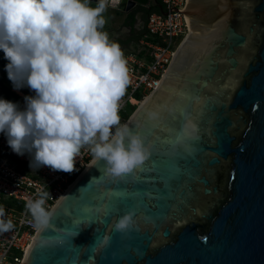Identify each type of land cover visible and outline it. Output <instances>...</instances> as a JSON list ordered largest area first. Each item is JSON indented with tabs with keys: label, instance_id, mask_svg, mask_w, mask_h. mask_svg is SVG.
I'll return each mask as SVG.
<instances>
[{
	"label": "water",
	"instance_id": "water-1",
	"mask_svg": "<svg viewBox=\"0 0 264 264\" xmlns=\"http://www.w3.org/2000/svg\"><path fill=\"white\" fill-rule=\"evenodd\" d=\"M183 14L192 35L124 123L150 159L119 178L92 160L23 264H264V0H187ZM130 210L135 228L115 232Z\"/></svg>",
	"mask_w": 264,
	"mask_h": 264
},
{
	"label": "clouds",
	"instance_id": "clouds-1",
	"mask_svg": "<svg viewBox=\"0 0 264 264\" xmlns=\"http://www.w3.org/2000/svg\"><path fill=\"white\" fill-rule=\"evenodd\" d=\"M109 6L110 0H98L95 7L90 0H0L7 78L14 90L26 86L35 92L24 97V111L0 99V133L17 156H32L30 167L71 174L87 148L93 164L105 163V175L135 177L151 157L150 145L120 122L129 69L121 46L104 31ZM48 195L27 205L39 230L50 226L52 214L44 207ZM101 210L108 215V204ZM5 216L0 206V234L15 227ZM135 216L130 210L114 220L115 232L133 230Z\"/></svg>",
	"mask_w": 264,
	"mask_h": 264
},
{
	"label": "built area",
	"instance_id": "built-area-1",
	"mask_svg": "<svg viewBox=\"0 0 264 264\" xmlns=\"http://www.w3.org/2000/svg\"><path fill=\"white\" fill-rule=\"evenodd\" d=\"M165 13H152L147 17L145 32L135 43V48L123 51L129 69L130 83L120 101V122L124 124L130 115L148 95L157 89L176 51L190 33L183 11L187 0H162ZM13 88V85H12ZM19 98L18 108L26 109L24 97L35 96L28 87L19 91L11 89ZM129 118V117H128ZM32 156L25 153L17 156L8 147L7 138L0 133V206L5 209V219H11L14 229L0 234V264H23L29 248L39 229L27 205L49 193L45 198V209L51 212L74 179L89 165L93 157L87 148L77 157L71 174L48 167L33 165Z\"/></svg>",
	"mask_w": 264,
	"mask_h": 264
},
{
	"label": "rangeland",
	"instance_id": "rangeland-1",
	"mask_svg": "<svg viewBox=\"0 0 264 264\" xmlns=\"http://www.w3.org/2000/svg\"><path fill=\"white\" fill-rule=\"evenodd\" d=\"M111 2L117 3L118 0H110ZM97 3H91V7H95ZM112 8L109 6L108 10L106 11L105 19L107 21L104 31H106L109 35V39L112 42H116V40H125L130 36V29L127 26H124V21L126 18V14L124 12H118L117 5H111ZM135 31L138 32L142 28V21L141 17L138 14L136 16V23H135ZM121 46L122 51H128L135 48V42L129 43L128 45ZM8 61L6 60L5 64H7ZM6 66V65H5ZM2 72H0V99H4L7 101L13 102L16 98L9 94V91H11L12 88V82L8 80L7 73L5 71V67L2 68ZM12 92V91H11ZM9 98L7 99L6 98Z\"/></svg>",
	"mask_w": 264,
	"mask_h": 264
},
{
	"label": "trees",
	"instance_id": "trees-1",
	"mask_svg": "<svg viewBox=\"0 0 264 264\" xmlns=\"http://www.w3.org/2000/svg\"><path fill=\"white\" fill-rule=\"evenodd\" d=\"M132 1L136 3V7L126 14V18L124 21V26H127L130 29V36L125 40H116V43L122 46L128 45L129 43H133V42L136 43L141 38V36L145 32V24H146L147 17L152 13H159L158 6L162 5V0H132ZM138 14L141 17L142 28L138 32H136L134 26L136 23V16ZM5 62L6 60L4 59V53L0 51V72L3 71L2 68L5 67L6 65ZM9 94L16 98L13 101V103L18 105L19 98L11 91H9ZM134 110L135 108L129 111L130 112L129 114L131 115L134 112ZM130 115H128L126 119H128Z\"/></svg>",
	"mask_w": 264,
	"mask_h": 264
},
{
	"label": "crops",
	"instance_id": "crops-1",
	"mask_svg": "<svg viewBox=\"0 0 264 264\" xmlns=\"http://www.w3.org/2000/svg\"><path fill=\"white\" fill-rule=\"evenodd\" d=\"M118 2H119V0H118ZM118 2H117V3L115 2V4H114V2H111V1H110V7H111V9H114V8H112L111 5H118Z\"/></svg>",
	"mask_w": 264,
	"mask_h": 264
},
{
	"label": "bare ground",
	"instance_id": "bare-ground-1",
	"mask_svg": "<svg viewBox=\"0 0 264 264\" xmlns=\"http://www.w3.org/2000/svg\"><path fill=\"white\" fill-rule=\"evenodd\" d=\"M190 33H191V34H190L189 36H191V35H192V31H190ZM189 38H190V37H189ZM189 38H188V39H189ZM141 104H142V103H140L138 106H140Z\"/></svg>",
	"mask_w": 264,
	"mask_h": 264
}]
</instances>
